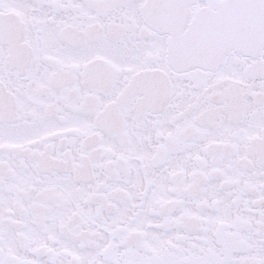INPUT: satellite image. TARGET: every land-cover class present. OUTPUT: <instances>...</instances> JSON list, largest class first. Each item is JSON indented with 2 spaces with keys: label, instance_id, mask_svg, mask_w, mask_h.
Segmentation results:
<instances>
[{
  "label": "flooded vegetation",
  "instance_id": "1",
  "mask_svg": "<svg viewBox=\"0 0 264 264\" xmlns=\"http://www.w3.org/2000/svg\"><path fill=\"white\" fill-rule=\"evenodd\" d=\"M149 1L0 0V264H264V47Z\"/></svg>",
  "mask_w": 264,
  "mask_h": 264
},
{
  "label": "water",
  "instance_id": "2",
  "mask_svg": "<svg viewBox=\"0 0 264 264\" xmlns=\"http://www.w3.org/2000/svg\"><path fill=\"white\" fill-rule=\"evenodd\" d=\"M190 1L150 0L147 6L153 25L182 45L184 62L214 68L231 49L256 52L264 47V0H220L214 8L198 10L182 34Z\"/></svg>",
  "mask_w": 264,
  "mask_h": 264
}]
</instances>
